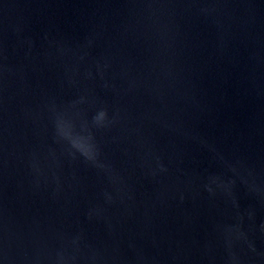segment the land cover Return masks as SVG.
<instances>
[{
    "label": "water",
    "instance_id": "obj_1",
    "mask_svg": "<svg viewBox=\"0 0 264 264\" xmlns=\"http://www.w3.org/2000/svg\"><path fill=\"white\" fill-rule=\"evenodd\" d=\"M0 264H264V0H0Z\"/></svg>",
    "mask_w": 264,
    "mask_h": 264
}]
</instances>
